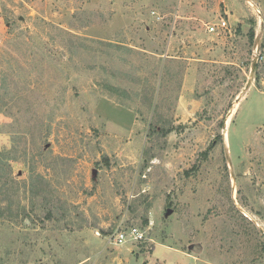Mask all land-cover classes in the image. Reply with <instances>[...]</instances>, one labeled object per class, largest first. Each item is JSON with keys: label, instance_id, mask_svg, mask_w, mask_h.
<instances>
[{"label": "rangeland", "instance_id": "obj_1", "mask_svg": "<svg viewBox=\"0 0 264 264\" xmlns=\"http://www.w3.org/2000/svg\"><path fill=\"white\" fill-rule=\"evenodd\" d=\"M10 175L0 264H264V0H0Z\"/></svg>", "mask_w": 264, "mask_h": 264}, {"label": "built area", "instance_id": "obj_2", "mask_svg": "<svg viewBox=\"0 0 264 264\" xmlns=\"http://www.w3.org/2000/svg\"><path fill=\"white\" fill-rule=\"evenodd\" d=\"M259 13V11H258ZM220 26L225 28L226 22L224 20L221 21ZM215 29L214 26H210L209 30L213 31ZM144 237L143 232L136 226L129 227L128 229L119 228L116 229L111 235L108 237L107 242L112 245H121L126 243L129 240L132 241H140Z\"/></svg>", "mask_w": 264, "mask_h": 264}, {"label": "trees", "instance_id": "obj_3", "mask_svg": "<svg viewBox=\"0 0 264 264\" xmlns=\"http://www.w3.org/2000/svg\"><path fill=\"white\" fill-rule=\"evenodd\" d=\"M253 37V31L250 33V38H252ZM156 128V127H155ZM168 131H169V129H166V130H162L161 131V134L163 135V136H166V134L168 133ZM10 170V169H9ZM10 179L8 180V179H0V194L1 193H3V187L7 184H10L11 185V187H15V186H17V190L19 189L18 187V182H17V180H15L13 177H12V175H10V177H9ZM3 209H11V207H9V206H6L5 208L3 207V205H1V203H0V216H2V214H3Z\"/></svg>", "mask_w": 264, "mask_h": 264}, {"label": "water", "instance_id": "obj_4", "mask_svg": "<svg viewBox=\"0 0 264 264\" xmlns=\"http://www.w3.org/2000/svg\"><path fill=\"white\" fill-rule=\"evenodd\" d=\"M256 61H257V56L254 55L252 59V64H251V73H253L256 68ZM249 85H250V82L248 81L246 84V87H248Z\"/></svg>", "mask_w": 264, "mask_h": 264}]
</instances>
